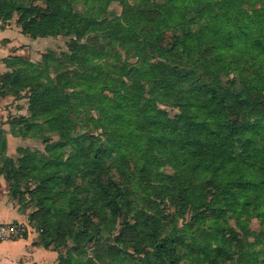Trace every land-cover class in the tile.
<instances>
[{
    "label": "trees",
    "instance_id": "obj_1",
    "mask_svg": "<svg viewBox=\"0 0 264 264\" xmlns=\"http://www.w3.org/2000/svg\"><path fill=\"white\" fill-rule=\"evenodd\" d=\"M75 1L84 12L69 0H0V22L18 16L34 40H73L61 59L9 56L0 75V98L29 102V117L1 123L0 174L13 198L37 183V243L79 241L58 264H264V231L238 237L227 221L254 207L264 225V0H123L121 15L103 18L106 0ZM64 64L74 69L52 77ZM43 127L60 141L44 135L46 155L15 164L8 135Z\"/></svg>",
    "mask_w": 264,
    "mask_h": 264
},
{
    "label": "rangeland",
    "instance_id": "obj_2",
    "mask_svg": "<svg viewBox=\"0 0 264 264\" xmlns=\"http://www.w3.org/2000/svg\"><path fill=\"white\" fill-rule=\"evenodd\" d=\"M122 1L123 0H106L104 10L101 12L99 17L103 18L107 14H109V12H114L117 15H121L123 11ZM69 2L76 11L84 12L85 9H84L83 3H78V1H75V0H69ZM164 2L165 0H159V3H164ZM246 8L249 9L248 6H246ZM17 21H18V16H15L12 21H10L9 23L5 22L2 25L6 26L9 24L11 26L10 28L12 29L9 30L8 37L15 40V43L19 45L16 50V51H19V55L26 57L31 62L40 63L43 59V56L47 55L48 52L50 51H53L56 53V55H54L53 57L54 60L61 59V54L63 52L70 51V45L72 44V41H73L72 38H68L64 36H57V37L39 38V39L34 40L31 37L22 34ZM18 28L20 29V33L16 32L18 31ZM167 37L171 38L172 33L169 32L167 34ZM79 44L81 45L87 44L86 39L79 40ZM92 48L96 49V46ZM101 49H102L101 46L97 47L98 51H101ZM118 50L121 51L122 54L125 53L120 48H118ZM124 58L126 60L128 59L129 62H133V63L137 60V58H130L126 56H124ZM62 69L63 71H68L74 68L71 65H65V64L60 67H56L55 69L52 70V77L55 78V73H57L59 70H62ZM226 79L227 78L224 79V82H226ZM125 83L126 84L129 83V80L125 79ZM11 101L12 103L9 104V106L14 107L15 114L13 115L15 117H18L21 115H26L29 117L31 115L30 113H28L29 102L26 98L17 101L14 99V97H11ZM9 106H7V108ZM167 110L171 117H175V115L178 113L177 108L168 107ZM8 111H9V114L12 113L10 110ZM91 115L96 116V113L93 112L91 113ZM81 117L86 118L85 115H82ZM90 131L91 133H93V135H100L103 133L101 129L98 130L94 128L92 124L90 126ZM44 135H46V137H50V139L53 140V142L54 141L58 142L61 139V136L58 135L57 133L46 134L44 132V127L37 128L36 130H32L29 134V137L27 138H22V137H16V138L14 137L15 139L11 138L10 155L8 154V156L14 159L15 164H17L21 156L26 151H31L33 153H36L38 156L46 155L47 144L44 142L45 140V138L43 137ZM69 149L70 147H67V149L65 150L66 153H68ZM1 167H2V163L0 162V168ZM166 171L168 173H173L172 172L173 170L170 167H167ZM27 182H29V184L25 183L20 187L21 191L19 195L15 198V200L17 204L20 206V210L25 211V212L29 211L28 215L30 216L33 212L37 210V207H36V203L34 201H31V198L29 197V189H34L37 186V183H32L30 181H27ZM30 183L32 184L30 185ZM8 185L13 186V184L10 185L9 183ZM25 185H29L28 188ZM155 193H158V192L155 191ZM159 203L160 202H158V204ZM160 206L162 209H165V212L167 215H174L175 213L174 209L169 205L168 201L163 202L162 204H160ZM250 211L251 212L249 215H244L241 219H238V216H235L231 213L228 214L227 221L229 222L230 226L234 229L235 231L234 233L238 237H242L245 234L246 230H248V232H252L256 234H259L264 231V225L262 224L261 220L258 218V215L255 213L254 207H251ZM191 219H192V212L187 213L184 219H178V224H177L178 227L180 229L184 228L186 224L191 222ZM239 222H241L242 226H238ZM32 228L34 230V233H36L37 241L38 242L41 241L42 239H41L39 232H37V230L34 229V227ZM169 231L170 230L167 229L165 235H168ZM28 232H29V229H28ZM254 240H255L254 235H250L249 241L253 242ZM258 243L261 244L259 246L263 247L264 249V239L261 238V242H258ZM78 244H79V241H70L67 247H64L58 250L63 252L64 254L77 255L76 249H77ZM88 247H91V245H89ZM235 259L236 258H234V260ZM228 264H235V262L228 263Z\"/></svg>",
    "mask_w": 264,
    "mask_h": 264
},
{
    "label": "crops",
    "instance_id": "obj_3",
    "mask_svg": "<svg viewBox=\"0 0 264 264\" xmlns=\"http://www.w3.org/2000/svg\"><path fill=\"white\" fill-rule=\"evenodd\" d=\"M2 24L0 22V75L8 71L4 59L12 55H19V51H16L19 45L8 37V32L12 29L11 26ZM16 32L20 33V29L18 28ZM11 103L10 97L0 98V127L1 123L7 120L8 110L12 112L11 114H15L14 107L9 106ZM7 106L9 107L7 108ZM4 128L9 130L8 125H5ZM11 138L14 137L9 134V155ZM28 214L29 211L20 210L15 198L11 196V187L4 176L0 174V225L24 224L30 232L25 239L0 243V264H58L59 250L47 249L37 243V236L29 223Z\"/></svg>",
    "mask_w": 264,
    "mask_h": 264
},
{
    "label": "built area",
    "instance_id": "obj_4",
    "mask_svg": "<svg viewBox=\"0 0 264 264\" xmlns=\"http://www.w3.org/2000/svg\"><path fill=\"white\" fill-rule=\"evenodd\" d=\"M28 228L24 224H1L0 243L25 239L28 236Z\"/></svg>",
    "mask_w": 264,
    "mask_h": 264
}]
</instances>
